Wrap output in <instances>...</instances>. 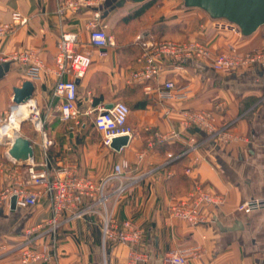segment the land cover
Returning a JSON list of instances; mask_svg holds the SVG:
<instances>
[{
  "label": "crops",
  "instance_id": "0c3cea01",
  "mask_svg": "<svg viewBox=\"0 0 264 264\" xmlns=\"http://www.w3.org/2000/svg\"><path fill=\"white\" fill-rule=\"evenodd\" d=\"M64 1L0 0V25L10 24L15 12L28 20L0 37V55L10 58L32 51L43 64L33 80L27 65L9 61V71L0 79V116L13 105L14 88L26 81L34 85L32 100L44 117V135L23 133L24 124L20 127V136L33 147V163H43L46 153L51 173L66 168L96 183L112 176L106 186L108 212L117 224L130 220L143 232L138 248L148 256L145 264H163L169 254L181 250H197L190 264H264V63L223 74L201 64L163 60L154 80H131L140 67L137 60L144 42L198 41L213 54L231 48L244 54L264 49V26L244 37L219 28L218 22L186 8L182 0L127 1L115 8L120 0H105L99 6L101 24L113 45L104 58L92 50L90 68L76 80L79 114L61 122L59 102L52 96L57 43L62 32L76 33L79 50H89L86 24L93 11L84 8L59 15ZM165 81L176 88L188 84L191 92L185 98H163L160 89ZM115 102L128 106L127 125L133 131L128 145L118 152L102 147L93 116L86 115L99 104ZM184 112L209 114L214 127H226L231 139L211 138L202 128L186 130ZM6 131L14 134L8 126L0 132ZM190 136L198 149L184 154ZM9 142L0 141V191L8 185L3 166L26 178L28 164L20 167L7 156ZM195 183L222 198L219 205L202 210L206 222L199 225L170 216V208ZM251 200L262 206L249 214L238 212L240 204ZM86 207L90 211L82 219L59 229L56 260L50 264H125L127 244L107 241L103 256L100 208L84 200L79 208ZM70 214L65 212L63 219ZM49 216L45 196L27 210L0 206V264H21L16 247L23 232L44 224Z\"/></svg>",
  "mask_w": 264,
  "mask_h": 264
},
{
  "label": "built area",
  "instance_id": "2783aa9c",
  "mask_svg": "<svg viewBox=\"0 0 264 264\" xmlns=\"http://www.w3.org/2000/svg\"><path fill=\"white\" fill-rule=\"evenodd\" d=\"M105 0H65L58 6L57 13L62 15L64 11L78 12L81 9H92V17L86 24L89 33V50H79L80 39L78 34L62 32L57 43L55 55L57 81L52 93L58 104L59 118L61 122H68L76 119L77 110V84L76 80L84 77L93 62V52L100 58L108 54L109 48L113 45V38L107 33L106 27L101 24V13L99 6ZM27 18L15 12L11 14V23L0 25V37L13 33L15 26H23ZM219 28H230L228 25L219 23ZM235 31V30H234ZM170 60L172 62L194 63L208 66L214 72L227 74L239 68L264 63V49L244 54L238 53L234 48L220 54H213L205 45L198 41L190 42H144L141 46V53L138 57L140 67L131 74V80L145 83L154 80L159 72V62ZM19 62L28 66V75L36 79L43 68L42 61L32 51L13 53L10 58L0 55V64L5 62ZM150 90L146 87V91ZM163 98H185L191 91L188 84L176 88L172 81H165L161 87ZM32 101V99L30 100ZM28 101V102H30ZM27 102V103H28ZM26 104V103H25ZM23 104H13L6 116H0V131L10 122L13 111ZM108 106L97 105L86 115L93 116V126L100 134V141L103 148L109 149L115 138L133 135L132 129L127 125L130 114L128 106L122 102H115ZM186 130L204 129L211 138H218L222 141L231 139L226 127L216 129L209 114L199 112L183 113ZM26 121H29L35 131H42L44 122L39 115V109L34 102L32 112ZM21 122L18 123L16 136L20 135ZM39 126L40 129L36 127ZM8 132H0V141H12V135ZM43 134V133H42ZM44 135V134H43ZM15 136V137H16ZM188 148L184 154L195 152L198 144L192 136L189 137ZM48 142L44 141L46 150ZM45 161L41 164L28 162L26 167V178L24 180L13 170H7L8 185L0 191V206L10 204L15 198V207L27 210L38 203V200L45 196L50 206L48 220L34 228H27L23 232V238L16 247L21 264H50L56 260L59 229L77 219H82L90 207L79 208L84 200H89L100 208L102 217L101 247L104 256L105 243L107 241L127 244L130 248L125 264H145L148 256L138 248L143 237V232L136 228L132 221L125 220L117 224L107 209L106 186L113 178L112 176L101 182H94L92 179L77 175L75 172L63 168L57 173H51L44 153ZM170 157V155L168 156ZM14 162V161H13ZM15 163V162H14ZM127 164L124 163V167ZM123 188L119 191L122 192ZM222 198L210 193L199 184H193L192 188L181 200L170 208V216L191 225H199L206 222L202 210L219 205ZM262 206L261 202L251 200L240 204L238 212L249 214ZM70 212V216L63 219V214ZM44 239H47L45 242ZM197 250H181L169 254L163 264H190L191 257H195ZM78 264V263H77Z\"/></svg>",
  "mask_w": 264,
  "mask_h": 264
},
{
  "label": "water",
  "instance_id": "95a60500",
  "mask_svg": "<svg viewBox=\"0 0 264 264\" xmlns=\"http://www.w3.org/2000/svg\"><path fill=\"white\" fill-rule=\"evenodd\" d=\"M143 3L148 0H120L115 6H121L125 2ZM186 8L198 9L216 22L228 25L244 37L254 34L264 26V0H182ZM107 11L102 15L105 16ZM10 62L0 64V79L9 71ZM34 85L30 81L24 82L19 88L13 90V104H25L32 99ZM110 107V106H108ZM23 120L21 124L25 123ZM129 143V137L115 138L110 148L120 151ZM7 152L9 159L20 167H26L28 162L34 160V151L28 139L17 135L9 142ZM10 206L15 209V198L11 199Z\"/></svg>",
  "mask_w": 264,
  "mask_h": 264
},
{
  "label": "bare ground",
  "instance_id": "6f19581e",
  "mask_svg": "<svg viewBox=\"0 0 264 264\" xmlns=\"http://www.w3.org/2000/svg\"><path fill=\"white\" fill-rule=\"evenodd\" d=\"M33 105L34 101L32 100L26 104L16 107L13 111L10 122L6 126L16 131L19 121L27 120V118L29 117L30 113L32 112ZM36 128L40 129L39 126H37ZM15 136L13 138H15Z\"/></svg>",
  "mask_w": 264,
  "mask_h": 264
},
{
  "label": "rangeland",
  "instance_id": "374dc122",
  "mask_svg": "<svg viewBox=\"0 0 264 264\" xmlns=\"http://www.w3.org/2000/svg\"><path fill=\"white\" fill-rule=\"evenodd\" d=\"M218 23H220V22H218ZM39 115H40L41 120L44 122V124H43V128H42V131H40V132L35 131L34 128L32 127V125H31V123H30L29 121H26L25 123H23L24 125L22 126L21 131H22L23 133H27V134H29V133H30V134L33 133V134H35V135H36V133H37V134H42V133L44 132V130H45V121H44V117H43V115H42V112H41L40 110H39ZM87 125L90 126V128L92 127V124L90 123V121L87 122ZM15 134H16V131H14V134H13L12 136L14 137Z\"/></svg>",
  "mask_w": 264,
  "mask_h": 264
}]
</instances>
